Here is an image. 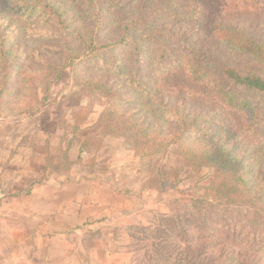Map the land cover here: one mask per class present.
<instances>
[{
    "label": "rangeland",
    "instance_id": "1",
    "mask_svg": "<svg viewBox=\"0 0 264 264\" xmlns=\"http://www.w3.org/2000/svg\"><path fill=\"white\" fill-rule=\"evenodd\" d=\"M38 1L50 13L48 26L44 19L28 22L16 18L15 26L8 32L14 50L11 63L16 65L12 77L18 74V66L22 70L24 66L25 75L15 76V83L26 79L30 89L24 95L32 94L35 99L30 110H26L24 99L19 101L15 96L0 101V195L30 189L43 197L56 190L64 193V187L70 185L52 182L44 171V150L51 153L53 163L59 164L69 148L72 159L86 160L80 164L78 174L85 172L92 184L113 186L116 198L110 199L106 191L102 196L108 199V209L120 211L119 226L111 228V251L120 252L127 264H215L217 253L235 250L240 231L238 235L233 232L229 242H223L219 233H230V226L246 223V208L226 207L210 199L211 204H205L196 199L203 195L202 187L213 179L214 169L207 167L194 173L185 165L176 145L160 154L136 157L131 134H102L101 116L113 110L138 123L170 132L172 126L168 127L167 119L153 107L151 95L184 103L195 114L208 113V108L187 100L176 101L154 85L160 57L165 54L169 59L172 50L186 51L192 44L224 87L235 88L261 110L258 142L241 145L256 156L251 163L256 169L264 164V94L235 86L222 69L227 65L242 73L254 70L264 78V66L203 36H186L181 26L163 24L162 2ZM259 1L262 14L245 19L240 27L264 42V0ZM3 20L0 15V23ZM76 25L88 42L73 41L70 30ZM91 40H95V50L88 48ZM46 59L57 66L65 65L59 80L52 81L54 72L41 78ZM4 67L0 60V73ZM3 83L5 76L0 74V91ZM15 89L17 85L13 84ZM85 116L86 122L74 135L76 122L81 123L76 119ZM88 135L98 138L91 151L80 147ZM216 139L228 144L234 140L226 141L221 135H216ZM45 175L47 178L42 179ZM163 183L168 185L165 189Z\"/></svg>",
    "mask_w": 264,
    "mask_h": 264
},
{
    "label": "trees",
    "instance_id": "2",
    "mask_svg": "<svg viewBox=\"0 0 264 264\" xmlns=\"http://www.w3.org/2000/svg\"><path fill=\"white\" fill-rule=\"evenodd\" d=\"M153 4H161L163 24L181 26L186 36H203L248 55L264 66V42L254 39L240 27L245 19L262 14L259 0H153ZM0 15L4 18L0 23V60L5 64L0 73L1 77L5 76L0 101L15 96L19 101L24 99L28 106L26 110H30L35 98L32 94L24 95L25 90L30 89L29 83L26 79L24 82L18 79L15 83L14 79L15 76L19 78L25 75L26 68L23 66L22 70V66H18V74L12 77L16 65L11 63L14 50L8 32L15 26L16 18L28 22L44 19L48 26L50 13L38 0H0ZM70 34L75 43L87 41L77 25L70 30ZM148 39L151 40L152 36ZM89 42L88 48L95 50V40ZM171 55L169 59L165 54L160 57V68L154 85L158 90H165L176 101H191L208 108L209 112L195 114L184 103H173L151 95L153 107L167 119V126H172L170 132L161 127L138 123L124 113L109 110L101 116L102 134L107 131L108 134L116 135L130 133L135 140L136 157L139 158L166 152L176 145L185 165L194 173L207 167L213 168V179L202 187L203 195L196 199L205 204H211L210 199L213 203L226 207L246 208L248 215L246 223L230 226L227 229L230 233H219L223 242H229L233 232L237 234L240 231V239L235 243V250L217 253L215 264H264V164L255 169L251 163L256 156L249 154L241 146L258 142L261 110L235 88L224 87L212 74L209 63L197 55L192 44L186 51L185 48L172 50ZM44 62L46 68L40 73L43 74L41 78H48L54 72L52 81L59 80L65 65L57 66L50 59ZM222 74L235 86L264 94V78L254 70L242 73L224 65ZM131 82L133 85L139 84V81ZM13 84L19 88L18 93L17 89L13 91ZM50 85L51 81L48 83ZM142 90L146 92L145 89ZM86 120V116L82 120L76 119L81 123L76 122L74 135ZM216 135H221L226 141L234 140L228 144L216 139ZM96 136L88 135L81 144L82 150L91 151L94 141H98ZM68 152L69 148L63 153L62 165L70 167L72 163H69ZM167 186V183L162 184L164 189Z\"/></svg>",
    "mask_w": 264,
    "mask_h": 264
},
{
    "label": "crops",
    "instance_id": "3",
    "mask_svg": "<svg viewBox=\"0 0 264 264\" xmlns=\"http://www.w3.org/2000/svg\"><path fill=\"white\" fill-rule=\"evenodd\" d=\"M44 154L48 178L70 187L46 197L31 189L0 195V264H127L120 252L111 251V228L119 226L120 211L108 209L102 196L106 191L110 199L116 198L113 186L92 184L85 172L78 174L84 159L69 154V167L63 161L53 163L47 149Z\"/></svg>",
    "mask_w": 264,
    "mask_h": 264
}]
</instances>
